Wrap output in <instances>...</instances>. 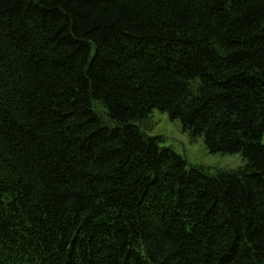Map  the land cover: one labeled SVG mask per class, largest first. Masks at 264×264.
<instances>
[{
    "label": "trees",
    "instance_id": "1",
    "mask_svg": "<svg viewBox=\"0 0 264 264\" xmlns=\"http://www.w3.org/2000/svg\"><path fill=\"white\" fill-rule=\"evenodd\" d=\"M0 264H264V0H0Z\"/></svg>",
    "mask_w": 264,
    "mask_h": 264
},
{
    "label": "rangeland",
    "instance_id": "2",
    "mask_svg": "<svg viewBox=\"0 0 264 264\" xmlns=\"http://www.w3.org/2000/svg\"><path fill=\"white\" fill-rule=\"evenodd\" d=\"M148 125L150 128L145 130V134L160 137V146L171 148L187 161L188 166H200L206 172L214 173L215 170H235L246 163L238 153H209L201 139L192 142L188 135L181 131L179 122L171 120L165 112L153 110Z\"/></svg>",
    "mask_w": 264,
    "mask_h": 264
}]
</instances>
